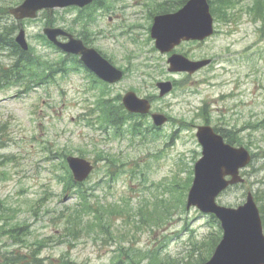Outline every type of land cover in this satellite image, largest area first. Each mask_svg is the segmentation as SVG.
Listing matches in <instances>:
<instances>
[{
    "label": "rangeland",
    "instance_id": "1",
    "mask_svg": "<svg viewBox=\"0 0 264 264\" xmlns=\"http://www.w3.org/2000/svg\"><path fill=\"white\" fill-rule=\"evenodd\" d=\"M164 1L105 0L108 9L92 23L89 7L18 22L8 11L24 0H0V34L11 27L16 38L23 28L40 63L24 84L5 81L12 60L0 49V264L32 253L46 264H204L218 222L186 202L202 155L197 128L206 124L255 156L246 184L223 193L220 205L238 208L251 192L264 208V0H210L216 33L176 50L212 60L194 75L169 73L168 55L149 40L151 16ZM50 23L90 43L125 78L96 84L49 42L43 30ZM161 80L175 83L163 99L154 87ZM131 90L151 98L167 125L154 127L150 116L121 118L119 103ZM109 114L121 124L104 122ZM67 156L95 164L83 186L85 207L70 188ZM157 198L168 214L154 213Z\"/></svg>",
    "mask_w": 264,
    "mask_h": 264
},
{
    "label": "water",
    "instance_id": "2",
    "mask_svg": "<svg viewBox=\"0 0 264 264\" xmlns=\"http://www.w3.org/2000/svg\"><path fill=\"white\" fill-rule=\"evenodd\" d=\"M92 2L93 0H26L21 6L11 10V14L18 20L35 19L44 9L85 7ZM213 24L208 0H190L177 13L156 17L152 37L156 39L159 50L163 53L171 52L183 40L203 41L211 37L214 33ZM44 32L63 51L81 55L85 65L105 82L114 84L123 79L122 71L72 35L53 28H47ZM59 37H68L70 41L62 43L58 40ZM17 42L25 51L29 49L24 30L20 32ZM169 62L171 72L193 74L208 66L211 60L192 62L181 55H174ZM157 86L161 97L173 90L172 82H161ZM123 103L130 113L147 115L151 111L150 102L139 98L134 92L127 93ZM153 120L157 127L168 122V118L161 114H154ZM197 137L203 152L202 158L195 165V179L188 196L187 209L197 207L204 214L216 215L224 231L213 258L206 264H264V227L253 194L249 193L246 203L236 209L217 203V198L228 188L245 182L241 170L251 163L250 152L246 148H235L227 144L210 126L200 127ZM67 162L78 183L86 181L94 170L91 162L79 157L71 156Z\"/></svg>",
    "mask_w": 264,
    "mask_h": 264
},
{
    "label": "trees",
    "instance_id": "3",
    "mask_svg": "<svg viewBox=\"0 0 264 264\" xmlns=\"http://www.w3.org/2000/svg\"><path fill=\"white\" fill-rule=\"evenodd\" d=\"M183 0L180 1V4L182 3ZM184 2V1H183ZM89 9H91L92 13L96 12L97 10H100V9H105L107 10L108 9V5L106 4L105 0H97L91 7H89ZM94 23V22H92ZM49 25H52L51 23ZM4 41V42H2ZM14 43H13V40L10 39V36H9V33H1L0 34V45L3 46V45H7L8 47L12 46ZM1 48H4V47H1ZM31 53V52H30ZM30 53H21L20 55H18V57L16 58V61L12 67V69L9 71V74H6V78L7 79H10V80H15V82L17 81H21L23 79H28L29 76L31 75H36L37 71H33V72H30L31 69H33L34 66H40V63L35 59L32 61V58H31V54ZM23 56V57H22ZM30 73H29V72ZM108 107V106H107ZM109 108V107H108ZM108 108H105L106 109V112L108 110ZM124 112V111H122ZM110 115H106L105 117V120H103L104 122L107 121V122H110L112 119H110ZM123 117L121 118H126V114L123 113ZM116 121H112L110 123H112L113 125H115ZM122 121H120V123L116 122V124H121ZM135 129H138L137 127L133 126ZM218 132L222 133L219 129H217ZM125 132H123L122 134H124ZM224 137L228 140L229 143L231 144H237V140L236 139H233L231 140L230 138H228L225 134H223ZM255 158V156H254ZM69 176H70V188H78L77 190V194H78V199H80L82 201V207H85L87 206V196L88 194L85 193V191H83V186L84 185H77L74 183V180H73V177L70 173H68ZM69 187V186H68ZM189 189V188H188ZM258 201V200H257ZM259 202V201H258ZM161 205H162V201L160 198H157L156 199V202H155V211L154 213L155 214H158V215H164L165 213L168 214L169 211H170V207L168 205L166 206H163L165 208L164 211H162V208H161ZM126 208V207H124ZM144 209L146 208H141V210L143 211ZM261 214H262V218H263V222H264V208L261 207ZM78 214H80V212L78 211L77 212ZM128 214L126 213L124 216H122V218H125L127 217ZM152 217H156L155 215H153ZM148 219L152 220L151 217H148ZM213 220L216 221V219L213 217L212 218ZM69 220V219H68ZM70 221V220H69ZM160 221H156V223H159ZM162 224V223H161ZM219 227V226H218ZM218 236L217 238H215L213 241H212V246L210 247V252H212L217 243L219 242L221 236H222V231L220 229V227L218 228ZM17 256V255H15ZM20 258V256H19ZM17 259L16 257H13L12 259H10L9 257L8 258H4L3 259V263L2 264H46V263H43L41 260L37 259L35 257V254L32 253V254H29V258L25 261H22L21 259ZM64 259V258H63ZM63 259L60 260V263L63 262ZM124 258H120V261H122ZM132 258L129 256L127 258V260H131ZM157 264V263H156ZM161 264V263H160Z\"/></svg>",
    "mask_w": 264,
    "mask_h": 264
}]
</instances>
